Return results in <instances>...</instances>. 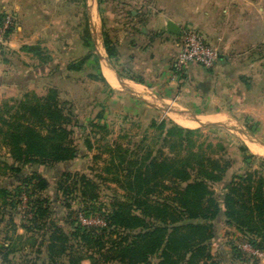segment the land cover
I'll use <instances>...</instances> for the list:
<instances>
[{
	"label": "rangeland",
	"instance_id": "1",
	"mask_svg": "<svg viewBox=\"0 0 264 264\" xmlns=\"http://www.w3.org/2000/svg\"><path fill=\"white\" fill-rule=\"evenodd\" d=\"M34 1L9 0L11 8L0 12V108L4 102L12 103L26 93L44 97L50 90L56 91L72 115L69 141L77 150V157L53 165H26L22 177L35 173L45 179L48 186L37 197L48 200L50 218L61 219L66 231H71V221L83 226L103 225L102 214L108 213L115 202L126 200L123 189L105 172L110 163L105 147L119 143L134 151L141 138L151 135L150 123L161 120L160 114L152 113L151 109L138 108L137 97L125 89H110L101 69L108 66L120 77L139 79L137 74H131L133 64L147 62L153 54L148 50V40L136 37L146 27L155 0H36L38 7H33ZM197 3L198 7L191 10L180 9L184 19L179 25L181 29L199 33L228 62V74L233 81L227 82L224 95L233 120L228 126L192 124L188 129H201L200 141L224 146L234 161L229 177L247 168L242 163V147L247 148V154L255 156L253 167L264 160V0H201L204 7H199L200 1ZM27 5L32 7L28 9ZM7 17L10 24L3 27ZM179 38L177 35L176 42ZM121 43L127 46L123 55ZM222 84L226 83L222 80L218 87ZM85 141L91 143L89 150ZM250 143L263 152H254ZM7 152L0 138V185L11 183L13 186H6L13 190L22 186L4 174V166L13 164ZM69 174L72 179L66 181L64 175ZM76 175L86 176L97 186L95 202L89 201L88 195L81 196L75 184ZM59 183H68V192L72 191L73 197L68 198L70 210L59 206V201L65 199L59 192ZM215 193L219 198L217 188ZM28 201L23 192L19 203L14 204L15 210H8L17 226L16 233L23 236L20 240L11 239L16 251L9 255V264L47 261L48 235L26 234L19 227L27 224ZM213 226L215 237L208 245L211 262L264 264V252L256 250L249 237L228 226L221 215L213 221ZM6 235L14 234L5 222H0V246L9 243ZM0 264H3L1 256Z\"/></svg>",
	"mask_w": 264,
	"mask_h": 264
},
{
	"label": "trees",
	"instance_id": "2",
	"mask_svg": "<svg viewBox=\"0 0 264 264\" xmlns=\"http://www.w3.org/2000/svg\"><path fill=\"white\" fill-rule=\"evenodd\" d=\"M172 65L173 61V71ZM186 73H179L178 80L185 79ZM71 123L69 109L54 90L44 97L26 93L0 108V138L13 160L12 165L4 166V174L22 186L8 190L11 183L0 185V222L14 234L6 235L9 243L0 246L3 264H9V255L16 251L11 239L23 237L16 233L8 213L15 210L23 192L29 198L30 215L27 224L19 227L26 234L48 235L43 264H215L208 245L215 237L213 221L220 215L228 226L249 237L256 250L264 252V160L253 167L255 156L242 147V163L247 168L228 177L234 161L221 143L200 141L201 129L165 120H153L151 135L141 138L134 151L119 143L107 144L110 163L105 172L114 177L126 200L115 202L102 214L103 225L71 221V231H66L61 219L50 218L48 200L37 197L48 186L45 179L35 173L23 179L22 173L26 165H53L77 157L69 141ZM85 144L89 150L91 143ZM64 177L72 179L70 174ZM77 177L81 196L88 195L95 202L97 186L84 175ZM67 184H58L65 198L59 206L70 210L72 191L68 192Z\"/></svg>",
	"mask_w": 264,
	"mask_h": 264
},
{
	"label": "crops",
	"instance_id": "3",
	"mask_svg": "<svg viewBox=\"0 0 264 264\" xmlns=\"http://www.w3.org/2000/svg\"><path fill=\"white\" fill-rule=\"evenodd\" d=\"M189 1L191 3H187L186 0H155L146 27L141 30L140 36L136 37V39L146 38L150 44L148 50L153 54L152 58L148 57L147 62L133 64L131 74H137L141 83L128 77H120L108 66L101 69V74L110 89L117 90L118 87L125 89L131 96L138 98H136L138 103H135L138 108H143V110L149 108L152 113L160 114L159 120H171L187 128H190L192 124L201 127L213 124L228 126L233 116L230 112L228 98L224 93L227 92V82L233 79L228 74L229 64L221 55L214 69L191 65L187 69L185 79H173L171 63L173 56L174 58L176 56L177 35L170 34L166 25L172 22L181 30L179 24L180 21L182 23L184 16L180 15V9L190 8L191 10L193 6H197L196 3L199 1V7H204L201 0ZM29 2L31 1H28V4ZM192 2H195V5ZM31 4L33 7H38L36 0ZM18 7L15 5V8ZM26 7L30 9L32 6L27 5ZM10 8L9 0H0V12H7ZM159 8L162 10H158ZM126 47L121 43L122 55ZM222 80L226 84L218 87ZM251 146L263 152L252 143H250Z\"/></svg>",
	"mask_w": 264,
	"mask_h": 264
},
{
	"label": "built area",
	"instance_id": "4",
	"mask_svg": "<svg viewBox=\"0 0 264 264\" xmlns=\"http://www.w3.org/2000/svg\"><path fill=\"white\" fill-rule=\"evenodd\" d=\"M10 24V17L3 22V27ZM177 42L176 56L173 61V78L178 79L179 73L186 71L191 65H197L205 69H214L220 54L212 45L196 31L181 29Z\"/></svg>",
	"mask_w": 264,
	"mask_h": 264
},
{
	"label": "water",
	"instance_id": "5",
	"mask_svg": "<svg viewBox=\"0 0 264 264\" xmlns=\"http://www.w3.org/2000/svg\"><path fill=\"white\" fill-rule=\"evenodd\" d=\"M166 29L167 31L170 33V34H173V35H179L180 33V29L179 27H177L174 23L172 22H168L167 25H166Z\"/></svg>",
	"mask_w": 264,
	"mask_h": 264
},
{
	"label": "bare ground",
	"instance_id": "6",
	"mask_svg": "<svg viewBox=\"0 0 264 264\" xmlns=\"http://www.w3.org/2000/svg\"><path fill=\"white\" fill-rule=\"evenodd\" d=\"M251 148H252V150L254 151V152H260L258 149H256L254 146H251ZM261 153V152H260Z\"/></svg>",
	"mask_w": 264,
	"mask_h": 264
}]
</instances>
